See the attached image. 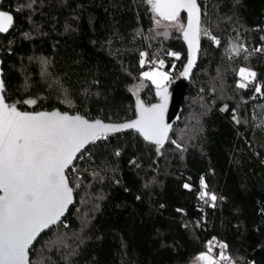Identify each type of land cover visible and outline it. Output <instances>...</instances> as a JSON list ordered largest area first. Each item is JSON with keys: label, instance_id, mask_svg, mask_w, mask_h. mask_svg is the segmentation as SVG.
<instances>
[{"label": "trees", "instance_id": "trees-1", "mask_svg": "<svg viewBox=\"0 0 264 264\" xmlns=\"http://www.w3.org/2000/svg\"><path fill=\"white\" fill-rule=\"evenodd\" d=\"M198 3L200 60L170 137L91 144L67 174L76 204L31 264H191L210 244L227 245L233 264H264V0ZM1 10L15 21L0 37L4 96L22 111L127 122L137 91L146 105L159 100L141 53L168 72L186 63L182 32L157 26L146 0H2Z\"/></svg>", "mask_w": 264, "mask_h": 264}, {"label": "snow or ice", "instance_id": "snow-or-ice-1", "mask_svg": "<svg viewBox=\"0 0 264 264\" xmlns=\"http://www.w3.org/2000/svg\"><path fill=\"white\" fill-rule=\"evenodd\" d=\"M146 3L158 17L155 20L157 26L167 21L166 27H176L183 33L190 53L182 73L187 77L195 64L200 43L198 0H146ZM182 11L187 13L186 27L180 22ZM12 21V15L0 11V33L7 32ZM234 51L238 54L239 50ZM170 54L179 58L176 53ZM146 56L147 53H141V66L145 64ZM159 66L163 68V60L159 61ZM239 74L243 80L254 79L256 75L245 68H241ZM142 76L155 85L160 103L146 105L137 91L138 118L122 124L90 122L82 116L59 111H19L15 104L6 103L4 83L0 80V264H30V246L41 233L56 225L73 203L74 188L70 186L67 172L74 170L77 154L87 145L107 139L109 133L134 129L146 141L163 146L170 130L165 120L169 99L166 83L170 76L159 69L146 71ZM238 86L244 88L247 85L241 82ZM24 103L35 105L37 101L26 100ZM209 195L203 192L201 199ZM210 199L214 202L217 197L211 194ZM211 249L210 244L209 252ZM219 255L221 260L229 259L223 252ZM199 259L207 264H217L207 254H202Z\"/></svg>", "mask_w": 264, "mask_h": 264}, {"label": "water", "instance_id": "water-1", "mask_svg": "<svg viewBox=\"0 0 264 264\" xmlns=\"http://www.w3.org/2000/svg\"><path fill=\"white\" fill-rule=\"evenodd\" d=\"M199 4V3H198ZM200 6V5H199ZM2 8V0H0V11ZM200 11H201V23H202V17H203V12H202V9L200 7ZM4 12V11H3ZM7 13V12H6ZM11 15V14H10ZM181 16H185V19H186V22H185V27L187 26V13L185 11H182L181 12ZM13 17V16H12ZM14 24H15V21H14V18H13V21H12V24H11V27L8 29L7 32H2L0 33V37H5L7 36L10 31L13 29L14 27ZM201 26V24H200ZM182 36V42H183V45L185 47V50H186V63L183 67V72L188 64V60H189V56H190V53H189V49H188V45H187V41L184 40L183 38V33L181 34ZM200 51H201V46H200V43H199V49H198V52H197V56H196V60H195V64L194 66L192 67L189 75L187 77H184L182 76L181 79H177L176 83L169 89L168 91V94H169V99H168V104H167V109H166V113H165V120H166V123H168L170 125V130L168 132V138L170 137L172 131H173V128L175 127V125L177 124V122L179 121V118H180V113H181V107L184 103V100H185V96H186V90H187V87H188V84L189 82L191 81V78H192V74L193 72L197 69V66L199 64V60H200ZM0 80H3V71H2V61H1V50H0ZM6 101V100H5ZM7 103V102H6ZM156 103H160V98L157 102H154L153 104H156ZM150 106V105H149ZM19 111H22L18 108ZM52 111H59L61 112L59 109H55V110H52ZM52 111H41V112H52ZM22 112H26V111H22ZM32 113H36V112H32ZM63 113V112H61ZM68 115H71V116H76V115H79V114H70V113H66ZM81 116V115H79ZM83 117V116H82ZM85 118V117H84ZM138 118V112H137V115L134 119L132 120H135ZM87 119V118H85ZM88 120V119H87ZM99 121H102L103 123L105 124H122V123H126V122H122V123H107V122H104L103 120H100V119H97ZM130 120V121H132ZM90 122H94L96 120H89ZM130 121H127V122H130ZM128 133H135V134H138L142 139H144L138 132H136L134 129H125L121 132H117V133H109L108 136H116V135H124V134H128ZM167 138V140H168ZM145 140V139H144ZM166 140V141H167ZM146 141V140H145ZM165 141V142H166ZM149 142V141H147ZM164 142V143H165ZM151 143V142H149ZM91 144L87 145L81 153H78L77 154V159L73 162L74 164V167L75 165L77 164L79 158L84 154V152L88 149V147L90 146ZM72 169H69L67 174L71 171ZM70 183V182H69ZM76 204V201H75V197H74V191H73V203L71 205H69L67 211L65 212L64 216L61 217L60 221L56 224V225H52L50 226L49 229H46L45 232L41 233V235L37 238V241H35L33 243L32 246H30V249H29V253H28V258H29V262H30V252L32 251V249L35 247L36 243L38 242V240L44 235L46 234L47 232H49L52 228H55L57 227L58 225H60L63 221H65L67 219V216L69 214V212L71 211V209L75 206ZM31 264V262H30Z\"/></svg>", "mask_w": 264, "mask_h": 264}, {"label": "built area", "instance_id": "built-area-1", "mask_svg": "<svg viewBox=\"0 0 264 264\" xmlns=\"http://www.w3.org/2000/svg\"><path fill=\"white\" fill-rule=\"evenodd\" d=\"M202 10H203L202 12L205 13L206 10H207V6L204 5ZM172 53L178 54V57H179V58H177V56L171 55V57L173 59H175L176 61H181L182 56H181L180 53H178L177 51H172ZM261 53L264 54V49L261 50ZM145 61L146 62L144 64V66L149 67V69H152V70L159 69L160 71L169 73L170 76H172V77H174L176 79H181L182 78L183 68H178L177 67L172 72H168L164 68H160L159 62L157 60L151 59L149 57L148 53H147ZM250 84H252V83H250ZM230 111H231V109H230V107L228 105H222L220 107V112L223 115H228ZM221 252L224 253V248L221 247L220 245H217L216 249L211 250L210 252H206V253H208V255H210L211 257H213V259L217 261V264H233V263L229 262L228 260H221L220 259V255H219Z\"/></svg>", "mask_w": 264, "mask_h": 264}, {"label": "rangeland", "instance_id": "rangeland-1", "mask_svg": "<svg viewBox=\"0 0 264 264\" xmlns=\"http://www.w3.org/2000/svg\"><path fill=\"white\" fill-rule=\"evenodd\" d=\"M146 71H152V69H147ZM146 71H144V72H146ZM143 72V73H144ZM170 76V75H169ZM143 77V76H142ZM150 81V80H149ZM151 82V81H150ZM154 85V84H153ZM155 86V85H154ZM203 254H207L208 255V253H203ZM202 254H200V255H198L197 257H196V259L195 260H193L192 262H191V264H207V261H202V260H200L199 259V257L201 256Z\"/></svg>", "mask_w": 264, "mask_h": 264}]
</instances>
